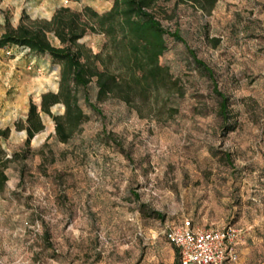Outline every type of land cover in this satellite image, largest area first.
<instances>
[{
    "label": "rangeland",
    "instance_id": "1",
    "mask_svg": "<svg viewBox=\"0 0 264 264\" xmlns=\"http://www.w3.org/2000/svg\"><path fill=\"white\" fill-rule=\"evenodd\" d=\"M113 1L0 0V36L22 18L50 20L63 6L103 14ZM175 2L160 1L173 14L161 21L179 26L213 68L231 98L230 126L210 76L169 36L160 61L185 90L168 99L173 113L141 116L115 98L97 102L93 81L100 112L82 98L88 119L68 142L42 112L45 127L27 149L19 122L31 101L40 106L43 93L58 91L60 64L50 54L0 48V127L11 128L2 140L9 161L0 187V264H176L167 229L186 218L206 228L244 227L230 264H264V0H218L210 13ZM80 41L101 52L106 36L90 31Z\"/></svg>",
    "mask_w": 264,
    "mask_h": 264
},
{
    "label": "trees",
    "instance_id": "2",
    "mask_svg": "<svg viewBox=\"0 0 264 264\" xmlns=\"http://www.w3.org/2000/svg\"><path fill=\"white\" fill-rule=\"evenodd\" d=\"M160 1L114 0L111 8L103 14L90 7L77 11L63 6L50 20L22 18L17 27L0 36V48L27 46L33 53L50 54L51 59L60 64L58 91L43 93L40 106L31 101L26 122H19L18 127L27 131V149L31 148L34 136L45 127L42 112L53 117L56 137L61 142H68L88 119L81 105L82 98L100 112L98 104L90 97L93 81L97 86V102L115 98L137 110L141 116L147 115V111L159 114L175 111V106H169L168 99L184 96L185 90L180 79L161 63L160 58L168 49L169 36L187 46L188 43L179 26L172 30L163 24L160 16L173 18V14L161 6ZM217 1L176 0L175 5L191 2L210 13ZM90 31L105 34L103 51L94 52L80 41ZM50 33L59 40L58 45L50 40ZM188 49L199 68L212 79L214 91L220 99V114L226 126H230V96L219 89L213 68L199 58L193 48L188 46ZM58 103H62L65 110L56 115L51 108ZM10 134L9 126L0 127V187L7 180L5 167L9 161L2 140L8 139Z\"/></svg>",
    "mask_w": 264,
    "mask_h": 264
},
{
    "label": "built area",
    "instance_id": "3",
    "mask_svg": "<svg viewBox=\"0 0 264 264\" xmlns=\"http://www.w3.org/2000/svg\"><path fill=\"white\" fill-rule=\"evenodd\" d=\"M68 1V0H67ZM30 52L27 46H19ZM11 53V51H8ZM246 230L229 224L224 227L206 228L186 218L167 229V238L178 250L180 264H230L239 257V245Z\"/></svg>",
    "mask_w": 264,
    "mask_h": 264
}]
</instances>
